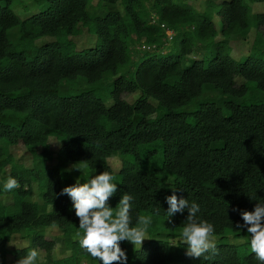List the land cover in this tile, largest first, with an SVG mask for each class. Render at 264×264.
Listing matches in <instances>:
<instances>
[{"label":"trees","instance_id":"obj_1","mask_svg":"<svg viewBox=\"0 0 264 264\" xmlns=\"http://www.w3.org/2000/svg\"><path fill=\"white\" fill-rule=\"evenodd\" d=\"M254 5L264 0H209L201 13L181 0H0V188L9 176L20 184L0 191V264L31 248L46 264H96L60 195L85 183L84 165L112 174L114 212L129 194L132 226L152 219L139 249L120 242L127 264H259L240 217L264 200V12ZM81 27L95 34L86 48L75 43L85 39ZM252 34L235 56L230 42ZM17 145L30 163L15 157ZM149 157L157 163L142 168ZM173 194L197 203L224 239L207 259L186 255L187 209L167 219ZM51 228L61 257L46 238ZM16 234L28 245L12 250Z\"/></svg>","mask_w":264,"mask_h":264},{"label":"clouds","instance_id":"obj_2","mask_svg":"<svg viewBox=\"0 0 264 264\" xmlns=\"http://www.w3.org/2000/svg\"><path fill=\"white\" fill-rule=\"evenodd\" d=\"M19 187V182L9 176L0 191L11 192ZM116 191L117 185L113 183L112 174L104 171L83 184L77 181L72 186L64 187L60 193L70 198L74 215L78 218L79 247L93 258L96 264H127V255L120 247V242L128 241L139 249L147 238V227L152 223L150 217L137 216L138 226H132L131 211L134 198L129 194L121 196L119 206L114 212L108 201ZM166 203L168 208L165 214L169 220L177 213H183L185 209L188 211L180 235L181 242L186 245V255L194 259H207L206 253L215 251L216 248L213 239L214 225L200 219V206L195 202L189 203L188 200L178 199L173 194L166 197ZM240 217L243 221L241 227L246 228L250 234L248 243L251 252L255 254L259 264H264V200H257L251 212L241 211ZM39 256V251L31 248L17 264H37Z\"/></svg>","mask_w":264,"mask_h":264},{"label":"rangeland","instance_id":"obj_3","mask_svg":"<svg viewBox=\"0 0 264 264\" xmlns=\"http://www.w3.org/2000/svg\"><path fill=\"white\" fill-rule=\"evenodd\" d=\"M97 1L98 0H92V4H96ZM181 1L184 2V3H188V4L192 5V7L197 12H200V13L204 12L205 9L207 8V5L209 4V0H181ZM253 8L255 10H259V11H263L264 12V5L263 6L254 5ZM213 14H214V12H213ZM215 21H216V24H217L218 23L217 20H215ZM259 29L262 32V35L264 37V24L261 25L259 27ZM81 30L86 34V28L81 27ZM89 35H92L93 38L88 37ZM76 38H79V37H76ZM252 38H253V34L251 35L250 38H248L246 43L244 41H242V39H234L233 41H231L230 45H231V49H232L233 54L238 57L239 56L238 53L241 51V49L247 48V44H249V42L252 40ZM94 40H95V34H94V31H92L91 33H88V34L85 35V39L82 42H79V43L75 42V43H76V46H80L81 48H86V47H89L93 43ZM80 80L85 82V80L83 78H81V77H78L75 80V82L76 81L80 82ZM236 80H237L238 83L241 82V78L240 77H237ZM86 85H87V87H89V84L86 83ZM219 94H220V92H219ZM220 95H222V94H220ZM122 97L125 98L127 101L132 102L135 99V94L123 93ZM257 97H258V101L264 100V93L263 92L258 93ZM247 103H253V101L252 100L251 101H247ZM50 144H51V147L54 149V151L59 147V143L56 142L54 139L50 140ZM13 152H14L15 157L17 159H19L21 162L30 163V156H29V154L27 153V151L24 149V147L22 145H17L16 147H14L13 148ZM155 156H156V154L152 155L151 157H155ZM151 157H149L148 159L144 160L141 163V167L142 168L148 169V168H150L151 166H153V165H155L157 163L155 161L156 159H152L150 161ZM57 161L58 160H55L52 163L55 164V163H57ZM108 163L111 166V168L114 169V170H117V169H119L121 167V161L119 160L118 157H115V156L110 157L108 159ZM65 168L67 170H69L71 168V164L70 163L66 164ZM83 168H84L83 169L84 173H86V177L84 179V182H86L89 178H91V175L95 176L94 172L92 170H90L87 166L84 165ZM3 198L7 199V200H11L10 196L7 195V194L4 195ZM58 233H59V231L57 229L51 228V229H49V231L47 230L46 238L47 239H54L56 241L57 248L55 247L56 248L55 249V256L56 257H61L62 255L65 254V252H63L61 250V248L59 247L60 239H57V237L59 236ZM227 236L230 237L231 234L227 235ZM213 239H214L215 243L218 241V239H216L215 236H213ZM223 240L224 239L219 240L218 242H221ZM233 240H235V238ZM229 242H231V241H229ZM232 242H234V241H232ZM27 245H28V240L23 238V236H21L19 234H16L15 236H13V238L9 242L8 247L13 250V249H18V248L25 247ZM58 248H60V250ZM39 253H40V256H39V259H38L39 263L40 264H46V262L42 258L43 257V252L40 251ZM11 259H12L11 256H9L8 257V263H10ZM83 264H87V263H83Z\"/></svg>","mask_w":264,"mask_h":264}]
</instances>
